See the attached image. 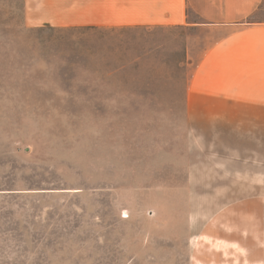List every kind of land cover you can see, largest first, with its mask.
I'll use <instances>...</instances> for the list:
<instances>
[{
	"label": "rangeland",
	"instance_id": "obj_1",
	"mask_svg": "<svg viewBox=\"0 0 264 264\" xmlns=\"http://www.w3.org/2000/svg\"><path fill=\"white\" fill-rule=\"evenodd\" d=\"M33 3L0 0V264H264V119L198 70L225 29Z\"/></svg>",
	"mask_w": 264,
	"mask_h": 264
},
{
	"label": "crops",
	"instance_id": "obj_2",
	"mask_svg": "<svg viewBox=\"0 0 264 264\" xmlns=\"http://www.w3.org/2000/svg\"><path fill=\"white\" fill-rule=\"evenodd\" d=\"M31 14L36 25L83 31L224 28L198 70L209 88L239 89L264 119V0H34Z\"/></svg>",
	"mask_w": 264,
	"mask_h": 264
}]
</instances>
